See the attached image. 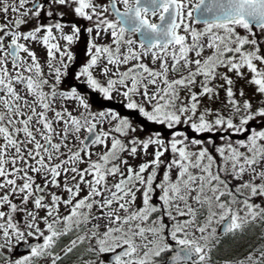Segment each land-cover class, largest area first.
<instances>
[{
	"label": "snow or ice",
	"instance_id": "1",
	"mask_svg": "<svg viewBox=\"0 0 264 264\" xmlns=\"http://www.w3.org/2000/svg\"><path fill=\"white\" fill-rule=\"evenodd\" d=\"M0 15V264H264V245L225 246L264 239V0ZM80 86L128 114L93 111Z\"/></svg>",
	"mask_w": 264,
	"mask_h": 264
},
{
	"label": "rangeland",
	"instance_id": "2",
	"mask_svg": "<svg viewBox=\"0 0 264 264\" xmlns=\"http://www.w3.org/2000/svg\"><path fill=\"white\" fill-rule=\"evenodd\" d=\"M9 2H11V0H9ZM61 10L62 11H66V12L68 11L67 9H61ZM3 19H4L3 16L0 15V22H3ZM64 19L66 21H71V20H73L75 18L71 15V13H68V15H66ZM77 23H80V24H82L84 26H87V24H88L87 21H79V20H77ZM32 26L33 25H31V24L28 25L29 28L32 27ZM198 27H202V25L198 26ZM81 42L86 46V43L83 42V39H81V41L76 46L73 47V51H74V53H76V55L78 57V64L76 65L77 67L75 69H71V71L73 73L75 71H77L79 66L82 65L87 59V57L85 55V51L84 52L81 51V45H82ZM37 52H38L39 55H41V56L43 55V50L42 49L37 48ZM74 84L78 85V82L75 81L74 79H68V80L65 81L64 87L67 88V87H69L71 85H74ZM80 90L88 95L90 103L92 104V110L93 111L103 110V109H106L107 107L111 106V107H114L117 110L121 111L122 114H125V115L128 114L127 110L123 109L120 106V104L118 103L119 98H117V100H114V101H105V100L102 99V97L98 93H91L89 90H86L85 88H83V86H80ZM138 122L142 123L141 120H138ZM155 127H157V126L148 125L147 126V130L151 131ZM138 134L143 136V135H146L147 133L145 132V133H138ZM257 202H259V201H257ZM29 240L31 241L32 238H29ZM33 242H35V241H33ZM21 246H24L23 242H21L20 245H17L14 248V251H13V256L14 257L19 256L20 254L24 253V252H21L19 250V248ZM104 259L107 260L106 256L104 257Z\"/></svg>",
	"mask_w": 264,
	"mask_h": 264
},
{
	"label": "trees",
	"instance_id": "3",
	"mask_svg": "<svg viewBox=\"0 0 264 264\" xmlns=\"http://www.w3.org/2000/svg\"><path fill=\"white\" fill-rule=\"evenodd\" d=\"M82 39H83V42H85L86 37H84ZM81 44H82L81 45V51L84 52L85 49H86V46L82 42H81ZM77 64H78V59H77V61L74 64L72 69H75L77 67L76 66ZM141 122L143 123L142 120H141ZM259 235H260V230L257 229L256 232L250 236V238H247V243L245 245L237 246L235 244H232L231 241L225 240V246L232 247L234 255L242 256V255L246 254L248 244H251V245H254V246H257V247L260 246V245H264V239H260ZM63 242L66 243L67 242V238H65ZM65 264H79L76 255L74 254V255L70 256L68 259H66L65 260Z\"/></svg>",
	"mask_w": 264,
	"mask_h": 264
},
{
	"label": "water",
	"instance_id": "4",
	"mask_svg": "<svg viewBox=\"0 0 264 264\" xmlns=\"http://www.w3.org/2000/svg\"><path fill=\"white\" fill-rule=\"evenodd\" d=\"M19 250H20L21 252H25V251H26L25 246H21V247L19 248Z\"/></svg>",
	"mask_w": 264,
	"mask_h": 264
},
{
	"label": "flooded vegetation",
	"instance_id": "5",
	"mask_svg": "<svg viewBox=\"0 0 264 264\" xmlns=\"http://www.w3.org/2000/svg\"><path fill=\"white\" fill-rule=\"evenodd\" d=\"M106 258L108 259V257L106 256Z\"/></svg>",
	"mask_w": 264,
	"mask_h": 264
}]
</instances>
